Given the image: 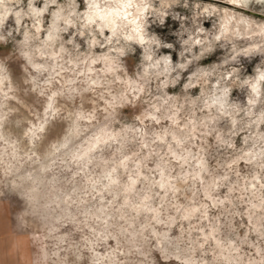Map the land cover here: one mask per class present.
Wrapping results in <instances>:
<instances>
[{
	"label": "clouds",
	"instance_id": "1",
	"mask_svg": "<svg viewBox=\"0 0 264 264\" xmlns=\"http://www.w3.org/2000/svg\"><path fill=\"white\" fill-rule=\"evenodd\" d=\"M0 264H264V0H0Z\"/></svg>",
	"mask_w": 264,
	"mask_h": 264
}]
</instances>
